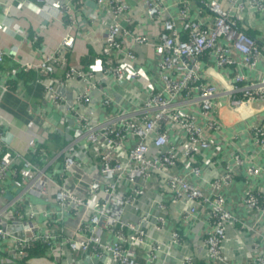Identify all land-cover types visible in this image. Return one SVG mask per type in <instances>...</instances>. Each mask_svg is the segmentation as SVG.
Segmentation results:
<instances>
[{
	"label": "built area",
	"instance_id": "obj_1",
	"mask_svg": "<svg viewBox=\"0 0 264 264\" xmlns=\"http://www.w3.org/2000/svg\"><path fill=\"white\" fill-rule=\"evenodd\" d=\"M93 1L107 13L101 69L70 65L64 54L75 42L70 34L60 56H48L38 65L47 73L60 66L65 72L61 84L79 83L77 102L86 107L84 112L71 108L75 119H60L61 126L74 131L60 152V171L48 166L52 161L37 162L44 159L41 155L31 160L13 151L0 130V259L5 255L24 262L33 248L42 246L59 264H171L173 259L178 264H230L226 244L233 227L260 239L251 240L249 257L253 264H264V190L249 182L243 197L248 221L229 208L225 195L240 169L246 167L248 176L258 178L264 167L238 150L234 164L210 180L209 190L200 185L205 152L225 145L219 137L224 121L217 98L225 96L222 107L233 113L264 107V72L258 79L249 76L258 71L264 49L248 33V18L264 16V0H197L196 16L192 0H178L176 16L168 14L162 1L145 0L146 16L162 21L153 41L161 87L150 85L140 108L109 114L111 84L142 77L136 51L125 40L138 45L152 41L128 28L133 12L127 0ZM34 2L52 19L75 12L81 0ZM3 56L0 52V61ZM205 58L236 71L226 90L204 75ZM96 101L106 112L104 121L96 119ZM195 105L197 113L188 110ZM249 130L253 144L264 152V123L253 122ZM180 166L181 174L176 171ZM49 200L56 203L50 215L43 203ZM172 207H177L179 222L204 218L208 223L201 254L177 251L186 243L178 231L167 229ZM42 214L47 216L40 221Z\"/></svg>",
	"mask_w": 264,
	"mask_h": 264
},
{
	"label": "crops",
	"instance_id": "obj_2",
	"mask_svg": "<svg viewBox=\"0 0 264 264\" xmlns=\"http://www.w3.org/2000/svg\"><path fill=\"white\" fill-rule=\"evenodd\" d=\"M127 1L133 12L128 28L138 35L148 37L152 42L138 45L130 38L125 40V44L136 51L138 56L136 69L142 72V77L138 81L113 82L110 89L107 87L113 97L112 106L107 114L123 109L135 110L140 106L139 100L141 103L143 94L151 88L150 85L157 89L161 87L158 73L160 57L155 52L153 41L161 32L162 21H152L146 16L145 0ZM159 1L163 2L169 15L176 16L178 0ZM196 1L192 0L193 16L197 15L199 8ZM68 15L70 17H67ZM68 15L49 19L39 10L34 0L26 4L15 0H0V52L4 53L3 60L0 61V130L5 133L6 141L13 151L31 160L41 155L44 159L37 162L52 161L47 164L56 171H60V152L69 139V134L74 136V131L60 125V119L61 117L75 119V113L71 112V108L84 112L86 107H80L77 102V96L82 92L79 83L61 84L65 72L60 66L56 67L53 73H47L38 69V65L48 56H60V51L64 52L61 47L62 41L70 34L74 36L75 42L72 49H66L64 52L70 65L84 70L99 71L102 66L100 50L106 34L105 20L107 22V13L98 8L93 0H81L76 11ZM248 19V33L256 38L264 49V16L254 15ZM202 71L206 78L222 91L226 90L236 73L233 68H218L215 60L209 58L203 59ZM263 72L264 60H261L258 71L249 72V76L258 79ZM100 89L104 88L100 86ZM60 95L64 98L61 103ZM217 102L219 115L221 114L224 121L222 135L219 137L223 136L225 145L219 149L213 147L205 152L204 171L201 182L199 180L204 190H209L210 180L215 175L223 173L227 164H234V155L238 150H241L244 156L252 158V162L264 167V152L253 144L249 130L253 122L264 123V107L258 111V106L252 105L233 113L222 107L226 102L225 96L218 97ZM93 105L98 111L96 119L104 121L106 112L97 101ZM188 110L197 113L198 107L195 105ZM71 119L69 120L72 122ZM199 122L205 124L202 118H199ZM235 136L238 138L235 139ZM182 167L176 170L180 174L183 173ZM249 182L256 190H264V175L258 178L248 176L246 167H243L238 171L233 185L225 191L229 208L239 218L247 221L249 213L243 203V197ZM43 203L46 206V214L50 215L56 210L54 201ZM58 210L60 211V208ZM130 213H133L132 210H129ZM46 216L42 214L39 220H45ZM177 216V207H172L168 213L167 229L170 232L178 231L186 243L177 251L180 254L195 256L201 254L206 232L210 229L208 223L204 218L191 223L179 222L176 220ZM60 234L67 236L62 230ZM253 238L260 242L255 234H239L233 227L229 230L226 249L230 264H253L249 257ZM104 239L112 238L106 236ZM261 245L264 249L263 241ZM4 257L0 259V264ZM11 260L3 264H59L49 251L44 257L30 258L24 262ZM171 264L178 262L173 259Z\"/></svg>",
	"mask_w": 264,
	"mask_h": 264
},
{
	"label": "trees",
	"instance_id": "obj_3",
	"mask_svg": "<svg viewBox=\"0 0 264 264\" xmlns=\"http://www.w3.org/2000/svg\"><path fill=\"white\" fill-rule=\"evenodd\" d=\"M47 254V251L44 247L42 246H38L36 248H33L30 251V254L28 256V258H39V257H44Z\"/></svg>",
	"mask_w": 264,
	"mask_h": 264
},
{
	"label": "rangeland",
	"instance_id": "obj_4",
	"mask_svg": "<svg viewBox=\"0 0 264 264\" xmlns=\"http://www.w3.org/2000/svg\"><path fill=\"white\" fill-rule=\"evenodd\" d=\"M2 260H4V261H2V264H3V263H6V262H8V261H12L11 259H9V258H7V257H4Z\"/></svg>",
	"mask_w": 264,
	"mask_h": 264
}]
</instances>
